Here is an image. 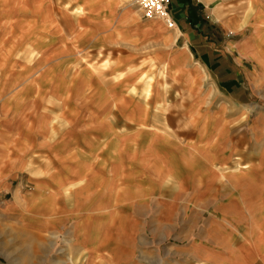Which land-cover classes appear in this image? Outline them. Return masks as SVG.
<instances>
[{
	"label": "rangeland",
	"instance_id": "374dc122",
	"mask_svg": "<svg viewBox=\"0 0 264 264\" xmlns=\"http://www.w3.org/2000/svg\"><path fill=\"white\" fill-rule=\"evenodd\" d=\"M258 1L206 0V3L209 8L220 6L247 15ZM85 2L79 5L76 0H0V150H10V154L19 150L30 159L25 170L10 172L11 187L0 194V264H139L141 260L146 264L148 258L155 255L158 258L157 248L172 245L180 237L184 220L172 219L166 236H154L153 242L152 229L157 230L158 225L153 226L152 219L146 223L135 202L129 209L130 215L135 212L142 221L124 220V232L119 235L120 255L118 259L114 255L107 257L104 249L97 247L104 236L93 235L84 244L83 235L88 232L90 236L101 225L99 215L89 212L90 206L108 214L114 209L102 204L101 199L88 201L83 177H75L67 186L70 190L64 189L66 193L69 191L68 195L75 190L73 204H68L75 209L70 208L74 211L72 218L63 220L64 217L54 216L57 212L52 208L55 203L51 198L60 193L61 185L47 198L49 202L41 201L43 194L38 180L60 171L54 162L57 158L66 161L51 155L52 143L53 148L74 152L73 157H68L73 166L69 172L77 175L84 173L85 168L92 169L95 161L87 165L88 169L83 151L99 149V140L92 131L98 126L96 118L106 112L113 127L121 130L120 143L112 144L111 148L116 147L125 155L131 146L137 147L132 139L140 136V130H146V118L153 110L159 115L185 113L189 91L184 83L189 84V73H193L197 64L196 57L188 60L181 41L167 45L160 37L163 28L175 26L173 17L178 14L172 10V17L170 4L175 8L176 0H170L168 8L173 27H167L159 18L144 17L130 0ZM97 6L99 11L92 9ZM127 8L138 22V37L132 51L120 40L104 41L115 28L107 30L99 25L106 19L114 21ZM205 17L210 19L208 14ZM126 35L124 32L121 37ZM220 39L225 45L221 34ZM260 50L264 57V41ZM259 77L260 86L254 91V98L259 101L251 104L250 116L258 114L260 106L264 110V74ZM207 79L212 81V74ZM141 117L145 119L141 121ZM251 135L247 151L252 159L260 158L263 163L264 154L260 153L262 147L264 150V133L259 137ZM105 146L108 148L110 144ZM68 209L64 208L63 214ZM45 213L50 214L48 218L40 216ZM114 222V218L107 217L102 225L113 227ZM107 237L113 244L116 235ZM141 250L149 252V257L141 256Z\"/></svg>",
	"mask_w": 264,
	"mask_h": 264
},
{
	"label": "crops",
	"instance_id": "0c3cea01",
	"mask_svg": "<svg viewBox=\"0 0 264 264\" xmlns=\"http://www.w3.org/2000/svg\"><path fill=\"white\" fill-rule=\"evenodd\" d=\"M81 2L79 5L86 3ZM207 3L206 0H176L175 8L170 4L172 17V10L178 14L177 18L173 17L175 26L163 28L160 36L167 45L181 41L188 60L196 57L189 84L184 83L189 97L182 116L159 115L153 110L146 118V130H140V136L132 139L137 147L131 146L130 152L124 155L122 150L111 148L112 144L120 143L121 130L113 127L106 112L99 115L98 126L92 131L99 140V149L83 151L85 165L95 163L82 174L69 172L73 168L68 158L73 157L72 150L64 152L51 145V155L66 161L57 158L54 162L60 171L38 180L43 194L41 201L49 202L47 198L61 185L60 193L51 198L55 204L50 202L56 208L54 216L64 217L63 220L72 218L75 190L68 195L69 191L66 193L64 189L70 190L67 186L75 177H83L88 201L94 203L101 199L102 204L114 209L108 214L104 209L94 210L90 206L89 212L99 215L101 225L95 228L96 233L83 235L84 244L93 235L104 236L97 247L104 249L107 257L114 255L118 259L120 255L119 235L124 232V220L142 221L135 212L130 215L129 211L138 202V212L145 215L146 223L152 219L153 226L158 225L157 230L152 229L153 242L154 236H166L172 219L184 220L178 241L157 248L160 259L156 255L149 259V252L139 251L148 258L146 264H264V162L260 158L252 159L246 148L251 133L254 137L264 133L262 106L258 114L250 116L251 104L259 101L254 98V91L260 86L259 76L264 74L261 59L264 57L259 54L264 41V2H255L247 15L243 11L232 13L220 6L209 8ZM98 7L92 9L99 11ZM207 14L209 20L205 19ZM113 20L99 22L107 30L115 28L104 41L120 40L132 51L138 37V22L133 12L127 8ZM124 32L125 38L121 37ZM211 74L212 81H209ZM144 119L141 117V121ZM107 144H110L108 148ZM0 152V160L4 159L0 162L1 194L11 187L10 172L25 170L30 159L19 150L12 154L10 150ZM64 208H69L67 214H63ZM45 214L40 216L48 218L53 212ZM107 217L114 218L113 227L102 225L103 218ZM152 232L148 227L146 233ZM108 234L116 235L113 244L108 242Z\"/></svg>",
	"mask_w": 264,
	"mask_h": 264
},
{
	"label": "built area",
	"instance_id": "2783aa9c",
	"mask_svg": "<svg viewBox=\"0 0 264 264\" xmlns=\"http://www.w3.org/2000/svg\"><path fill=\"white\" fill-rule=\"evenodd\" d=\"M146 18H159L167 27H173L174 21L169 15L170 0H130Z\"/></svg>",
	"mask_w": 264,
	"mask_h": 264
}]
</instances>
